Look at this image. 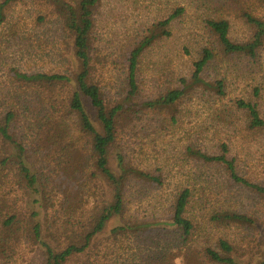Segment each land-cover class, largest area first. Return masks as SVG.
I'll return each mask as SVG.
<instances>
[{
    "label": "trees",
    "instance_id": "16d2710c",
    "mask_svg": "<svg viewBox=\"0 0 264 264\" xmlns=\"http://www.w3.org/2000/svg\"><path fill=\"white\" fill-rule=\"evenodd\" d=\"M157 1L0 0V264H264V0Z\"/></svg>",
    "mask_w": 264,
    "mask_h": 264
},
{
    "label": "rangeland",
    "instance_id": "374dc122",
    "mask_svg": "<svg viewBox=\"0 0 264 264\" xmlns=\"http://www.w3.org/2000/svg\"><path fill=\"white\" fill-rule=\"evenodd\" d=\"M173 1H175L176 4L181 3V5H186V0H173ZM157 2H158L157 4H162L164 6H166V3H168V5H172V0H158ZM190 12H194V10L192 9ZM183 20L185 21L184 25L188 27L191 25V23H193L195 21V17H194V15L185 16V18ZM189 37L191 38L192 36H189ZM193 39L197 40V36L194 35ZM183 41H185V40H183Z\"/></svg>",
    "mask_w": 264,
    "mask_h": 264
}]
</instances>
